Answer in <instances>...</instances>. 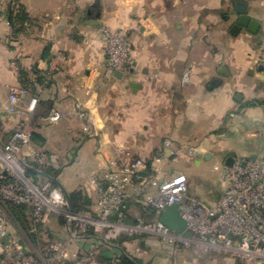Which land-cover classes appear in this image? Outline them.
I'll list each match as a JSON object with an SVG mask.
<instances>
[{
  "label": "crops",
  "instance_id": "0c3cea01",
  "mask_svg": "<svg viewBox=\"0 0 264 264\" xmlns=\"http://www.w3.org/2000/svg\"><path fill=\"white\" fill-rule=\"evenodd\" d=\"M240 4L261 21L258 32H232ZM20 10L26 18L13 27L10 13ZM104 28L126 33L131 71L117 75L109 69ZM263 34L264 0H0V140L28 123L40 138L33 143L54 156L67 191L81 189L88 197L98 196L92 178L105 175L108 158L130 154L151 160L167 139L177 146L171 151H179L167 166L170 173L180 162L186 169L218 171L230 158L264 161V71L258 62ZM59 53L66 61L53 71ZM15 86L37 99L33 112L27 110L29 98L17 113L7 111ZM52 109L64 117L47 124L43 118ZM188 189L214 206L226 187L205 197ZM128 203L129 214L144 204L134 196ZM118 237L117 232L105 239ZM91 241L101 243L98 264L119 263L109 256L124 241L121 246L104 245L102 237ZM148 242L146 251L159 248L160 264L168 254L183 255L177 246ZM78 243V250L90 248Z\"/></svg>",
  "mask_w": 264,
  "mask_h": 264
},
{
  "label": "built area",
  "instance_id": "2783aa9c",
  "mask_svg": "<svg viewBox=\"0 0 264 264\" xmlns=\"http://www.w3.org/2000/svg\"><path fill=\"white\" fill-rule=\"evenodd\" d=\"M81 1L75 0L76 3ZM102 41L107 54L108 66L112 72H129L133 69L130 44L124 31L104 28ZM65 61L66 56L63 53L57 54L52 70L57 71L59 65ZM258 62L264 71V34L259 47ZM189 79L190 72H187L183 81L187 83ZM27 98H29L27 110L33 112L37 105V99L30 98L28 88L13 87L7 111L17 113L19 104ZM63 117L61 111L52 109L43 118V121L47 124H55ZM33 135L34 129L31 125L20 123L13 133L10 143L3 145L7 156L14 154L15 150H19L20 142L25 146L29 145L33 141ZM173 147H177L175 142L167 139L163 149L151 160L130 154L123 159L108 158L105 175L92 178V184L99 193L102 206L101 219H95L92 225L96 230L114 226L115 223L112 220L111 222L106 221V217L119 211L130 196L143 201L160 213L168 206L177 205L188 222V232L185 234H176L159 222L147 223L144 228L133 225L126 226V228L131 233L136 229L159 233L171 243L197 241L203 250L224 256L229 264H264V161L257 158H241L236 159L232 165L216 167L222 180L227 184L226 190L214 206H206L198 197L189 195L186 174L181 171L170 173L167 166L174 159L173 156L176 157L179 153L178 150H175L177 153L172 152ZM185 147L189 154H196L197 149L194 146L185 144ZM33 155L34 163L41 168H47L55 161L54 156L43 149H39ZM4 158L8 160V158ZM7 163L12 170L19 169L16 162L8 160ZM19 165L22 169H28V166L21 161H19ZM3 175L5 176L3 179L10 184L11 179L7 177V171H3ZM24 180L27 188V200L22 196L17 197L16 202L19 205L25 204L26 201L29 202L33 199L30 195L35 196L38 201L34 207L35 216L38 215L42 219V216L47 217L49 212H54L57 214L66 213L74 222L86 218L82 213H72L69 209H64L65 204L56 198L47 199L29 180ZM149 188L156 189V192L148 191ZM121 217L124 216L121 215ZM82 227L86 228L85 225ZM2 231L0 228V239L3 241L4 247L9 248V238H4ZM188 234L194 238H188ZM49 251L55 255L57 249L52 248ZM18 252L26 262L27 256L21 246L18 247ZM91 255L92 253L89 252L82 256V262L90 261Z\"/></svg>",
  "mask_w": 264,
  "mask_h": 264
},
{
  "label": "rangeland",
  "instance_id": "374dc122",
  "mask_svg": "<svg viewBox=\"0 0 264 264\" xmlns=\"http://www.w3.org/2000/svg\"><path fill=\"white\" fill-rule=\"evenodd\" d=\"M12 138L13 134L9 139L2 136L0 141L3 145H7ZM21 143L22 142H20L19 150H15V153L10 156H7L8 154L5 153L6 151L3 146L2 148L0 147V154H2L0 155V228L3 230L2 233H4V238H9L10 244L9 248L6 249L3 241L0 239V256H4V258H0V264H98L100 260L99 247L101 243H94V241L90 242V240L96 237H102V240L103 238L110 239L112 234L115 235L117 232L120 234L121 238L124 239L123 249L126 255L133 260H142L143 264H148L151 260H153L152 264H160V259L155 258L157 255L156 251L159 250V248L155 247V252L152 251L153 249L148 251L145 250V247L149 244V239L156 241V243L159 242L161 245L171 244L182 250L183 255L178 254L176 256L168 254V259L165 264H173L175 260L178 264H183V261H186L187 264H228V260L225 259L224 256L203 250L201 246L197 244V241L194 240L171 243L165 240L159 233H152L143 229H136L132 233L129 232L126 226L133 225L144 228L147 225L148 222L145 221L141 211L137 214L133 212L130 214L136 221V224H129L126 222L124 214L123 219L114 222V226H106L100 230H96L92 223H94L95 219H101L102 217L100 213L102 206L99 193L98 196L89 197L91 206L89 210L82 212L86 218L76 222L71 221L66 213L57 214L49 212L47 217L42 216L43 218L40 219V217L38 215L35 216L34 213V207L38 201H36L37 199L35 196L30 195L33 199L29 202L26 201L24 204V208L28 213V215L26 214V218L29 222V230H27L19 222L9 205L11 203L13 206H21L16 202L17 197L23 196L24 199L27 200L28 195L24 179L29 180L47 199L56 198L58 201L65 204L63 206L64 209L68 210L69 207L66 195L54 182L50 179L30 176L26 168L22 169L20 167L19 161L30 168H34L35 157H33V153L39 150L33 141L27 146ZM4 157L8 158L9 161L16 162L19 169L15 171L9 168L7 163L8 160ZM60 161L62 164H65L68 160L63 161L61 159ZM57 168H59V165ZM176 168L178 171L186 174L188 178V188L193 191L196 189L199 190V193L204 197L209 194H217L222 191L224 186H227L226 182L222 180L220 173L215 171L211 166L201 169H195L193 167L186 169L185 167L183 168L180 162ZM3 171H7V177L11 179L10 184L3 179L5 178ZM67 176V178H70L72 175L68 174ZM53 178H57L62 183L60 174ZM130 210L128 209V211ZM111 216L112 215H108L105 220L111 222ZM62 220L64 223H62ZM82 225H85L86 228L83 229ZM89 227L93 229L96 235L95 237L90 236ZM189 237L194 238L192 235L188 234V238ZM135 238H137V240L134 242ZM78 242H88L87 244H89L90 248L87 252L77 249L76 245L79 244ZM19 246H21L24 254L27 256L26 262L22 259V255H19ZM52 248L57 249L55 255L49 251L52 250ZM89 252L92 253L91 260L82 262L81 257L87 255ZM203 254H206L205 258L201 257ZM74 260H76V262Z\"/></svg>",
  "mask_w": 264,
  "mask_h": 264
},
{
  "label": "trees",
  "instance_id": "16d2710c",
  "mask_svg": "<svg viewBox=\"0 0 264 264\" xmlns=\"http://www.w3.org/2000/svg\"><path fill=\"white\" fill-rule=\"evenodd\" d=\"M25 16L26 14L22 10H20L18 13L11 12L10 22L12 26L15 27L21 21H24L26 18ZM39 139H40L39 136L34 133L33 141H37ZM34 169L42 171L44 174H39L31 169H27L30 176L38 177L42 179H49V177L53 178L60 174V169L56 168L54 166V163L53 165L47 168H41L34 164ZM69 197H70L72 207L75 213H82V212H86L87 210H89V207L91 206V201H90V198L87 195H85L83 191L76 190V191L70 192ZM9 205L11 206V209L16 215V217L18 218L19 222L27 230H29V222H28V219L26 218V216L28 215V213L26 212L27 210L24 207H21L18 205L13 206L11 203ZM140 208H141V212L143 213V217L145 218V221H147L148 223L159 222L161 213L158 210H156L155 208L151 206H148L147 204L145 205L140 204ZM128 209H129V203L127 199L126 202L124 203V206L121 207L119 211L113 212L111 216V220L113 222L118 221L120 219V216L125 214L126 222H128L129 224H136V221L132 218L130 214H128ZM62 223H64V221ZM88 230H89V234L91 237L96 236L91 227H89ZM103 239L104 241L102 240V242L104 245H120L121 246V243L124 241L123 238H119V237L113 240H106L105 238ZM115 251H116L115 253H112L111 256H109V261L118 259L119 260L118 264H143L141 260H133V259L131 260L125 254V250L123 248H121L120 250L119 249L115 250ZM201 257L205 258L206 254H203V256L201 255Z\"/></svg>",
  "mask_w": 264,
  "mask_h": 264
},
{
  "label": "water",
  "instance_id": "95a60500",
  "mask_svg": "<svg viewBox=\"0 0 264 264\" xmlns=\"http://www.w3.org/2000/svg\"><path fill=\"white\" fill-rule=\"evenodd\" d=\"M97 6H93V9L97 11ZM94 10H91L89 12L90 15L94 16ZM238 13L239 18L237 20V23L234 25L232 32L235 33L236 31H240L242 28H247L249 31L256 33L261 28V21L254 18L251 14L246 12V8L243 4H240L238 6ZM263 68V67H262ZM225 66H222L221 71L223 72L225 70ZM117 75H122V72L116 71ZM133 87L134 84H131ZM209 157V156H207ZM252 159H256V157H253ZM233 158H230L228 160V164H233ZM28 169H31L39 174H44L42 171H39L34 168L28 167ZM49 179L54 182L66 195V199L68 202V207L70 212H74L72 203L69 197V192L66 190L64 185L57 179V178H50ZM22 207H24V204H21ZM159 223L169 229L170 231L176 233V234H185L188 232V222L183 215L181 209L177 205H171L168 206L160 215ZM131 259V258H130ZM132 260V259H131Z\"/></svg>",
  "mask_w": 264,
  "mask_h": 264
},
{
  "label": "bare ground",
  "instance_id": "6f19581e",
  "mask_svg": "<svg viewBox=\"0 0 264 264\" xmlns=\"http://www.w3.org/2000/svg\"><path fill=\"white\" fill-rule=\"evenodd\" d=\"M0 155H2V154H0ZM2 157V156H1ZM3 158V157H2ZM16 171V170H15Z\"/></svg>",
  "mask_w": 264,
  "mask_h": 264
}]
</instances>
